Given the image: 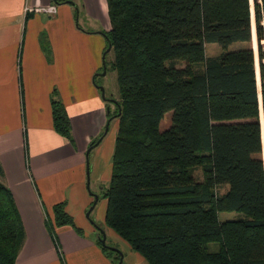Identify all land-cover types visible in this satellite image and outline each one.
I'll return each mask as SVG.
<instances>
[{"label":"trees","instance_id":"trees-1","mask_svg":"<svg viewBox=\"0 0 264 264\" xmlns=\"http://www.w3.org/2000/svg\"><path fill=\"white\" fill-rule=\"evenodd\" d=\"M106 5L110 27L104 35L119 97L108 113L117 119V133L103 192L104 225L147 264H264L254 53L249 45L226 49L234 42L250 44V0ZM252 6L263 81L264 0ZM207 43L223 51L206 56ZM261 90L264 115V83ZM50 107L54 130L71 141L70 119L55 88ZM167 111L170 124L161 130ZM65 207L63 201L52 205L50 233L63 225L82 233ZM222 211L242 215L221 220ZM24 236L12 193L0 180V264H16ZM210 242H217V250H207ZM97 243L117 264L119 254Z\"/></svg>","mask_w":264,"mask_h":264},{"label":"crops","instance_id":"crops-1","mask_svg":"<svg viewBox=\"0 0 264 264\" xmlns=\"http://www.w3.org/2000/svg\"><path fill=\"white\" fill-rule=\"evenodd\" d=\"M52 4L53 14L33 10ZM109 27L106 0H0V180L25 233L16 264H113L84 216L93 194L99 199L90 184L109 181L117 133V119L110 125L108 118L112 100L98 78ZM54 88L70 119L71 141L52 126ZM61 201L82 233L69 225L50 233L46 218ZM104 228L126 248L130 264L146 262Z\"/></svg>","mask_w":264,"mask_h":264},{"label":"rangeland","instance_id":"rangeland-1","mask_svg":"<svg viewBox=\"0 0 264 264\" xmlns=\"http://www.w3.org/2000/svg\"><path fill=\"white\" fill-rule=\"evenodd\" d=\"M253 0H250V18H251V41L250 44L249 43H244V42H234L230 45L227 46V50H234L237 49L241 46H251L253 53H254V63H255V71H256V80H257V87H258V99H259V120H260V124H261V158L263 161V165H264V115H263V107H262V102H261V98H262V90H261V84L264 83V80L262 81L261 78V67H260V61H259V56H258V46H257V38H256V32H255V26H254V14H253ZM81 23V22H80ZM262 45H263V49H264V39L261 41ZM221 51H223V48H221L219 45H217L216 43H207L205 44V55L206 56H214L219 54ZM113 58V54L111 51H109L106 54V70L105 73L98 76V78H103L105 86H106V94H107V98L111 99L112 101H107V103H109L111 105L112 110L114 109V101L119 97L118 95V88H117V84H116V75L115 72L111 70L110 68V64H111V60ZM262 63L264 64V58L262 60ZM170 115H171V111H167L163 118L160 121L159 124V128L161 130L165 129L166 127L169 126L170 124ZM114 122V120H111L110 125H112ZM102 133V132H101ZM99 137V135H98ZM195 176L200 179L202 178V172H201V168H196L194 171ZM108 179L106 180H101L99 182H92L91 188L95 189L99 195V199L97 200L94 208L91 210V212L89 213L88 216H86V212H85V218L86 221L90 222L92 224V226L94 227V234L93 237L95 238L96 242L98 241V228L103 227V221H102V215L104 213V199L105 197L103 196V192L105 190V188L108 185ZM227 188V186H222L219 188L220 192H223L225 189ZM219 219L223 220V219H232V218H236L238 216H241L242 213L241 212H236V211H222L219 212ZM74 229V228H73ZM104 233H106L107 230H105L104 228ZM79 234V233H78ZM106 235V234H105ZM106 242H108L110 245L117 247L123 255H125L122 258V264H130V260H129V254L127 253L126 248L122 245L119 244L117 242H115L114 240L111 239V237L107 234L106 236ZM218 248V244L217 242H210L207 244V250L208 251H215ZM113 251V250H112ZM115 252V251H114ZM117 253V252H116ZM125 253V254H124ZM144 264H147L146 262Z\"/></svg>","mask_w":264,"mask_h":264},{"label":"water","instance_id":"water-1","mask_svg":"<svg viewBox=\"0 0 264 264\" xmlns=\"http://www.w3.org/2000/svg\"><path fill=\"white\" fill-rule=\"evenodd\" d=\"M108 50H109V47L106 49V51H108ZM103 73H105V66L103 67ZM100 90H101V92L103 94L104 93V88L102 86H100ZM100 137L96 140V142L94 144H96L99 141ZM92 146L93 145L90 144L88 146L87 150H86V156L87 157H88V152L90 151V149L92 148ZM93 196H94V200L92 201V203L90 204L89 208L86 211V215L87 216L89 215V212L91 211V209L94 207V205H95V203L97 201V198H98V196L96 194H93ZM98 231L100 232V235L98 236V241L100 242L101 246L106 247L109 250H113V251L117 252L119 254V259H118L117 264H122V258H123L122 252L117 247L112 246V245H110V244H108L106 242V235H105L104 231L101 228H98Z\"/></svg>","mask_w":264,"mask_h":264},{"label":"built area","instance_id":"built-area-1","mask_svg":"<svg viewBox=\"0 0 264 264\" xmlns=\"http://www.w3.org/2000/svg\"><path fill=\"white\" fill-rule=\"evenodd\" d=\"M33 10H35V11H45V12H48L50 14H53L56 11V6L54 4H52L50 6H45V7H36V8H33Z\"/></svg>","mask_w":264,"mask_h":264},{"label":"flooded vegetation","instance_id":"flooded-vegetation-1","mask_svg":"<svg viewBox=\"0 0 264 264\" xmlns=\"http://www.w3.org/2000/svg\"><path fill=\"white\" fill-rule=\"evenodd\" d=\"M100 235V232L98 231V233H97V236H99ZM108 243V242H107ZM109 244V243H108Z\"/></svg>","mask_w":264,"mask_h":264}]
</instances>
